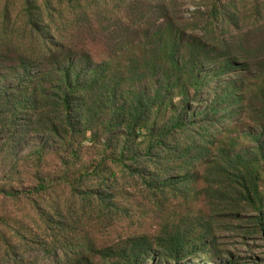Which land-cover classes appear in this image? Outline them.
<instances>
[{"label":"rangeland","instance_id":"1","mask_svg":"<svg viewBox=\"0 0 264 264\" xmlns=\"http://www.w3.org/2000/svg\"><path fill=\"white\" fill-rule=\"evenodd\" d=\"M6 1L20 11V0ZM173 2L181 18L198 16L197 11L209 15L216 4L230 3L227 8L236 12L227 28L218 29L233 45L213 41L208 47L213 53L201 65L211 88L188 106L196 95V56L203 46L175 37L173 11L151 8L148 0L119 1L105 15L100 8L89 10L79 25L62 7L68 11L57 26L64 33L56 37L70 51L59 65L103 66L107 73L101 89L85 95L88 117L74 115L69 123L53 76L38 85L35 104L24 103L19 93L0 102V264H264V225L257 218L264 206V156L255 151L264 143V0ZM172 56L179 66L170 65ZM223 59L233 73L220 79ZM19 60L0 56V71L7 75L0 78V91L17 87L12 69ZM161 89L165 103L142 118L140 133L131 139L136 148L124 152L132 93L153 97ZM186 107L184 121L196 125L186 134L169 135ZM205 120L208 129L200 131ZM164 134V146L149 154ZM220 146L226 153L251 152L261 198L240 190L224 195L228 185H206L214 154L209 150ZM187 161L193 164L183 170ZM176 178V186H161ZM42 184L46 190L32 193ZM227 201L233 206L215 219V237L206 239L213 205ZM172 236H181L180 248L187 242L200 255L186 263L168 257ZM137 239L150 244L130 251Z\"/></svg>","mask_w":264,"mask_h":264},{"label":"trees","instance_id":"2","mask_svg":"<svg viewBox=\"0 0 264 264\" xmlns=\"http://www.w3.org/2000/svg\"><path fill=\"white\" fill-rule=\"evenodd\" d=\"M119 1L127 3L129 0H20V11L15 12V3L0 0V56L14 55L18 56L20 59L16 69H12L15 78L19 80L18 85L13 90L5 89L0 91V102L8 100L9 96H14L15 93H19L21 96L24 95V103L31 102L35 104V99H37L36 95L38 93L37 90L39 89L38 85L42 82L44 77L53 76L54 81L52 84H54V88H57L56 98L60 101L66 115H68L67 123L72 120L74 115H87L88 117L90 109H85L87 106L85 95L87 93L95 94L97 89H101V86L104 84L107 68L102 66L92 67V69L87 70L85 69L86 67L76 68V66L73 67V65H68V62H66L67 65L61 67L59 65L60 56H63V53L69 52L70 50H68V47L65 45H59L61 42L57 39L56 34L62 35L64 32H62L57 25L66 18L63 16L68 10H71V15H74L71 18H76L80 25L81 21L87 17L89 10L93 9L95 11V8H100L101 14L105 15L104 9L117 5ZM148 1L151 8L161 10L163 13L174 12L172 9L174 4L173 0H165L164 2L160 0ZM135 4H137V2H135ZM65 6L68 10L62 8ZM228 6H230V3L221 5L216 4L213 8L214 11L209 15L205 16V13L197 11L198 16L194 15L189 18H181L174 12L175 18L171 21L170 26L172 25V28H175V30L177 27L175 32L177 36L175 37L182 39L187 37L190 41L193 39V43H196L193 47L199 44L203 46V50L200 49V51L204 52L200 53L199 51L196 56V61L199 58V68L196 69V76L194 75L196 79V95L189 98L188 93L184 94L185 98H189L187 106L190 105V102H195L201 92L211 88L209 87L211 84H208L210 82H203V65H201V61L206 56L212 55L213 53V51L208 49L211 43L213 41H218L227 47L233 45L230 39L223 37V35L218 32V29L227 28L231 20L236 17V12L229 10L227 8ZM134 12H137V9H134ZM142 19V17L139 18L136 24H142L144 22ZM125 34L127 35V33ZM158 34L159 30L155 32V37ZM84 56L88 62L93 64L89 56L86 54H84ZM219 59L220 58H216L215 60ZM179 61L178 56H172L170 65L176 64L179 66ZM185 61H188V59H185ZM227 61V59L221 60L224 67L227 65ZM47 65H49L50 69L47 68ZM224 67L220 73H218L220 79L227 78L233 73L231 70H227V68ZM6 76L4 72L0 71V78ZM34 81H36L35 86H33ZM212 82L213 81H211V83ZM29 91H32V95L28 93ZM41 94H43V91H41ZM40 96L41 95H39V97ZM166 97V95L165 97L162 96V89L156 92L153 97L142 93H132L133 99L128 101L130 105L126 113L129 120L125 122L127 142L123 150L124 152L132 146L136 148V144H133L131 139L136 138L138 133H140L142 118H145L146 114L149 115L154 105H163ZM146 104L148 105L145 108L144 106ZM120 109L125 110L123 107ZM187 110L188 108L186 107V109L181 112V115L177 117V122L171 124L170 128L172 129L168 133L169 135L178 133L180 135L186 134L190 126L196 125V123L184 121ZM206 121L207 120L199 122L198 126L200 131H206L208 129L209 124ZM165 135L166 134L161 135L158 138L156 145L149 147V154L154 153V151H159V146H164L166 142L165 138L168 136ZM192 142H194L193 139ZM193 149L197 150V148ZM209 151L214 152V154L210 160L211 166L208 170L206 169L207 171L204 174V182L206 185L212 187L213 184H217L219 188L228 185L229 194L224 195H232L236 190H240V193L244 196L246 195L248 198H252L253 196L261 198V190L258 181L260 176L258 171L251 165L254 160V157L251 156V152L243 151L238 154L231 152L226 153L225 148L221 146ZM255 151L260 152L264 156V143ZM202 152L203 150L201 153ZM185 153L189 154L187 151H185ZM185 158H187V156L183 157V159ZM192 164L193 161H187L184 163L185 166L183 170H185L186 165L190 167ZM179 183L180 180L176 178L174 181L168 180L166 183L163 182L161 186L165 187V184L176 186V184ZM44 190H46V186L42 184L35 188L32 193ZM176 191L179 192L177 189ZM18 194H12L11 196H18ZM27 194L30 195L31 193ZM257 202L261 205L259 201L253 202L254 205H256ZM232 206L233 205L229 201H227L226 205H213L215 210L212 220L208 225L209 228L203 234L206 239L215 237V233L212 232L217 223L215 219L222 217V214L227 213ZM257 211L259 212L257 216L259 225L263 226L264 206L257 209ZM159 241L158 239L157 242ZM180 242L181 236H172L167 239L165 252L169 255L168 257L176 258L177 262L186 263V261L190 259L189 257H196L197 253L200 255V252L196 249H194V252H192L193 249L189 251L187 242H184V248H180ZM144 244L149 245L150 242L144 239L133 240L129 250L138 249L140 245L143 246ZM123 253L126 252L124 251Z\"/></svg>","mask_w":264,"mask_h":264}]
</instances>
